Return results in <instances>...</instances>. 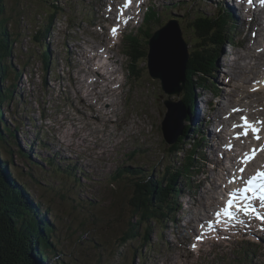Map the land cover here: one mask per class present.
<instances>
[{
  "label": "rangeland",
  "instance_id": "1",
  "mask_svg": "<svg viewBox=\"0 0 264 264\" xmlns=\"http://www.w3.org/2000/svg\"><path fill=\"white\" fill-rule=\"evenodd\" d=\"M120 1L2 0L1 3L5 14L12 18L7 28L17 35L10 60L20 74L14 82L15 94L19 97L12 103H4L2 117L12 129L18 120L23 121L21 130L15 133V140L10 138L12 142L6 145V150L13 152L15 165L8 170L11 178L29 188V191L25 190L28 201L34 206L39 205L58 240L56 246L52 242L54 251L49 249L48 255L40 258L32 252L34 261H41L40 264L58 261L63 264H264V227L256 231L257 236L246 234L244 230H232L230 236L212 234L206 237L195 250L191 245L192 234L197 233V229L200 231L197 223L210 219L212 208L220 204L223 195L220 193L223 191L221 178L226 173L222 162L233 163V151L238 141L233 137L238 130L227 121L230 113H225L231 112L240 99L246 105L251 104L243 109L244 115L255 110H259V114L264 111V94L252 92L251 80L259 82L261 77V74L248 73L253 64L247 66L248 74L243 78H240L236 64L231 66L232 71L230 65H226L229 50L238 57L244 55L240 59L229 55L231 64L238 62L243 66L255 57L254 48L264 49L261 43L256 44L257 38L264 37L258 22L252 24V14H241L236 2L230 3V0H146L144 12L149 8L157 14L148 24L153 34L168 21H176L188 51L194 48L193 33L188 27L191 18L215 15L223 7L232 8L233 5L232 19L227 20L236 29L233 44L223 47L215 64L208 62L207 70L192 76L194 101L192 111L189 110L196 119L188 115L183 121L184 127L188 128L183 145L185 151L176 157L165 143L163 125L167 121L169 105L176 107L185 93L165 94L160 80H152L146 66L151 52L153 60L162 56L163 61L168 62L174 60L176 55L171 57V54L181 51V47L177 38L171 42L163 35L156 39H153L155 35L151 37L153 49L150 48L151 39L149 44L140 40L141 51H146L149 57L131 65L124 55L130 39H124V36L132 32L144 37V17L136 18L127 28L113 34L112 28L117 24L121 26L126 20L125 16L122 22L117 19L115 15L122 12L113 5L126 8L129 15L134 12ZM53 3L61 12L43 40L52 61L50 68L44 70L39 57L41 47L34 36L41 26L48 24V11L52 10ZM257 29L261 34H256ZM174 42L179 49L175 48ZM167 45L170 51L175 50L168 53ZM108 62L113 66L105 76L112 75L110 81L96 84L101 73L92 69L107 66ZM217 67L222 68L218 73ZM225 71L231 77L229 85H225L227 82L222 78ZM115 72L121 84L117 82L112 88ZM209 76L216 81L213 87L208 82ZM11 84L4 81L2 85L8 87ZM106 85L110 87L106 89ZM182 85L184 87V83ZM212 95L218 99H213ZM211 99L213 112L204 109L206 101ZM239 118L237 115L235 124L240 123ZM258 121H264V112ZM257 126L262 133L263 125ZM197 129L206 138L199 147H194L191 139L197 142ZM253 140L242 139L238 151L246 146L247 149ZM229 143L231 151L226 148ZM20 152L29 154L30 159L22 157ZM192 153L193 169H188L186 177L179 176L176 181L180 189L174 199L176 209L168 218L150 220L151 230H145L146 225L140 224L137 238L123 245L120 240L128 223L137 220L132 217L129 204L133 187L126 180L130 174L120 181H114L112 177L119 168H124L138 171L140 177L158 181L170 166L175 171L180 170ZM8 158L5 149L0 150V161ZM49 159L54 161L52 165L45 163ZM32 163L38 166L32 167ZM146 232L150 234L144 241ZM235 238L242 243H235Z\"/></svg>",
  "mask_w": 264,
  "mask_h": 264
},
{
  "label": "trees",
  "instance_id": "2",
  "mask_svg": "<svg viewBox=\"0 0 264 264\" xmlns=\"http://www.w3.org/2000/svg\"><path fill=\"white\" fill-rule=\"evenodd\" d=\"M1 3L2 0H0V150L5 149L9 158L4 162L0 161V264H40L41 261H34L32 252L40 258L42 255H48L47 251L49 249L52 252L54 251L52 242L54 241L53 243L56 246L58 240L53 234L54 229L47 221L46 215L41 214L39 205L34 206L31 201H28L29 197L25 190L29 191V188L11 178L8 170V167L15 168V165L12 159L13 152L6 150V145L15 140V133L21 130L23 121L22 119L18 120V124L12 129L6 125L2 117L4 103H12L16 100V97H19L15 94L16 85H14V82L18 81L20 74L13 68L10 60L17 35L15 36L9 32L7 25L12 18L10 15L5 14ZM51 8L52 10L48 11V24L41 26L39 32L34 36L35 42L41 47L39 48V57L43 63L44 70L50 68L52 61H50L49 53L46 51L47 45L43 40L48 34L56 15L61 12L56 3H53ZM156 15L151 10L145 14L143 22L146 30L144 37H139L138 33H129L125 36V39H130V42L125 46V49H127L125 56L131 65L144 57L147 58L146 51H141V44L139 43L140 40H143L146 44H149V39H151L153 32L148 24L150 25L155 20ZM156 22L159 21L156 20ZM188 27L190 32L192 31L193 33L194 48L188 52V60L185 63L184 71L183 91L185 96L179 102L182 103L188 112H191V103L194 101L192 76L200 74L205 69L207 70L209 68L208 62L216 63L226 43L233 41L235 30L233 25L227 23V17L220 13L211 16L195 15L188 22ZM141 29L138 31H141ZM4 81L12 82V84L5 87L2 85ZM204 82H206L205 79ZM210 83H214L212 79H210ZM187 135L188 128L184 127L182 136L178 138L173 146L168 147L172 155L177 157L185 151L183 145ZM10 138H12L11 141ZM193 140L191 139L192 146L195 147L197 142H193ZM19 154L30 159L29 154H27L28 156L21 152ZM192 158L193 153L184 164L181 163L183 166L178 171H175L171 166L167 168L164 176L158 181L140 177V173L136 170L128 169L126 171L124 168H119L112 180L120 181L127 174H130V176L126 177V180L132 183L133 187L129 204L132 217L135 216L137 219L135 222H129L128 228L123 232V237L120 240L123 245L137 238L140 224L146 225L145 230H149V228L151 230L150 220L168 218L170 213L176 209L174 199L180 193V189L176 186V181L179 176L182 178L186 177L188 169H193ZM45 163L52 165L54 161L49 159L45 160ZM35 164L32 163L30 165L33 167ZM36 165L38 166V164ZM19 175L23 177L21 173ZM149 234V232H146L147 238H144V241L148 240ZM48 241H51V243ZM56 264H63V262L58 261Z\"/></svg>",
  "mask_w": 264,
  "mask_h": 264
},
{
  "label": "snow or ice",
  "instance_id": "3",
  "mask_svg": "<svg viewBox=\"0 0 264 264\" xmlns=\"http://www.w3.org/2000/svg\"><path fill=\"white\" fill-rule=\"evenodd\" d=\"M128 2L130 3L131 0H128ZM251 2L252 0H249V3ZM261 4L264 6V0H261ZM116 31V28L112 29L113 34H115ZM255 83L258 84L259 82ZM252 90L256 91L257 89L253 88ZM232 111L243 112V109L234 108ZM239 119L240 123H234L232 125L234 130L239 129L238 131H235L233 139L240 140L241 137H250L256 141H260L262 139L260 135L262 129L257 125H264V121H256L253 123L246 115H241ZM226 148L231 151V143L226 145ZM259 151H264V144H262L259 148H252L251 152H245L240 160V163L247 165L252 159L255 158ZM238 171L243 173L245 169L244 167H240ZM240 179L242 180L243 187L236 188L234 191L228 192L225 205L215 213L217 224H219L222 219H226L233 223L239 221L240 217L237 215V213H242L245 217L264 221V211H261V209H264V171H257L255 175L249 176L246 179L240 177ZM229 183H235V181L232 180L229 181ZM237 193H239V195H237ZM240 222L243 223V221ZM204 226L205 225L202 224L201 228ZM208 226H212L211 221L209 222ZM203 236L204 233L201 232V234L196 237L197 241H201ZM192 247H196L195 243L192 245Z\"/></svg>",
  "mask_w": 264,
  "mask_h": 264
},
{
  "label": "water",
  "instance_id": "4",
  "mask_svg": "<svg viewBox=\"0 0 264 264\" xmlns=\"http://www.w3.org/2000/svg\"><path fill=\"white\" fill-rule=\"evenodd\" d=\"M156 36L153 39L160 38L161 35L167 36L168 38L171 39V42L177 38L178 42H181L184 45V49L182 51H179L178 53L173 52L171 56L173 57L174 55H179V59H177V56H174V60H168L163 61V57L159 56L153 60V55L151 52L150 58L147 62V68L149 71V76L152 80H160L161 82V88L163 92L167 95H172V94H177L180 95L181 92L183 91V85L182 83L184 82L181 80V83L178 81L180 80V77L177 74L178 66L177 62L181 61V57H183V63H182V68L185 70L184 63L188 60V52H187V47L184 42V39L182 38V31L179 28V25L176 21H168L162 28L158 31H156L152 36ZM153 39L150 40V48L153 47ZM164 39V38H163ZM170 42V44H171ZM153 49V48H152ZM168 49V48H167ZM153 51V50H152ZM149 57V56H147ZM152 57V59H151ZM161 62V63H160ZM171 71H174L175 75H170ZM179 105V112L177 111V107ZM169 113L167 114V121L164 122L163 125V132H164V140L166 141L165 143L168 146H173L179 137L182 136V132L184 130V124H183V117L180 116V114L186 115L187 110L184 108L182 103H178L176 107L173 105H169ZM170 121V122H169Z\"/></svg>",
  "mask_w": 264,
  "mask_h": 264
},
{
  "label": "bare ground",
  "instance_id": "5",
  "mask_svg": "<svg viewBox=\"0 0 264 264\" xmlns=\"http://www.w3.org/2000/svg\"><path fill=\"white\" fill-rule=\"evenodd\" d=\"M244 3H245V0H236V4H237V6L238 7H241V9L242 10H244ZM114 7L116 6L115 4L113 5ZM111 9V8H110ZM121 10V9H120ZM120 12H122V11H120ZM247 14H252V21H251V23L253 24V23H255V21L256 22H258V24L257 23H255V24H257V25H259V28H260V32L261 33H264V23L262 22V20H264V17H263V15H264V9H257V8H255V9H251V10H248V12H246ZM111 14V13H110ZM261 14H263V15H261ZM263 25V26H262ZM261 34V33H259L258 32V29L256 30V34ZM183 36V35H182ZM254 36H256L255 34H254ZM259 37H260V35H259ZM182 38H184V36L182 37ZM255 41V40H254ZM167 42V41H166ZM185 42V44H186V41H184ZM230 43V42H229ZM259 43H261V44H264V37L262 38V39H260V38H257V41H256V44H259ZM168 44H170V42L168 43ZM174 44H175V48H178V46H177V43H175L174 42ZM184 44V43H183ZM181 42H178V45H180V47H181V51L184 49V45H183ZM253 44V43H252ZM254 45V44H253ZM168 47H170L169 45H167V48ZM186 47H187V44H186ZM161 49H162V47H160ZM163 48H164V42H163ZM166 47H165V49H167ZM179 49V48H178ZM248 49H250V47L248 48ZM168 50V53H170V52H172V50H175L174 48L173 49H171V51H170V48H168L167 49ZM187 52H189L188 51V49H187ZM253 52H254V55L253 56H255L254 58H252V61H250V63H248L247 65H243V66H241V65H239V63L238 62H235V63H233V64H231L230 65V71H232L231 70V66L232 65H237L238 67H236V69L238 70V72H239V76H240V78H243L246 74H251V73H256V74H261L262 73V71H263V68H261L262 66H263V64H264V51H260V47H257V48H254L253 49ZM176 53H178V51L176 52ZM250 53V52H249ZM188 54V53H187ZM247 54V53H246ZM105 53H104V57H105ZM243 55V54H242ZM242 55H240V57H238V56H236V55H234V54H232V56H236V58H242ZM177 56V59H179V55L177 54L176 55ZM244 56V55H243ZM172 57V56H171ZM183 57H185V54H184V56ZM183 57H181V61H179V62H177V66H178V70H177V74L179 75V77H180V80H178L180 83H181V80H183L184 81V71L185 70H183V69H181L182 68V63H183ZM252 57V56H251ZM244 58V57H243ZM236 61H238V60H236ZM186 63V62H185ZM185 63H184V67L183 68H185ZM253 64V66H251V69L252 70H249L248 69V73L246 72L247 71V66L248 65H250V64ZM225 65V64H224ZM218 66V65H217ZM233 67V66H232ZM109 68H113V66H111L110 64H109V62H108V65L107 66H101V67H96L95 68V70H93L92 69V71L93 72H96V73H101L100 75H99V77H98V79H96L95 81H96V84H100L101 82H105V81H110V79H111V77H112V75L110 76H108V78H106L105 76L107 75V74H109L108 73V70H109ZM249 68V67H248ZM261 68V69H260ZM260 69V70H259ZM91 70V69H90ZM253 70H255V71H253ZM103 71H105L104 72V74L102 73ZM116 72H117V70H116ZM115 72V73H116ZM175 75V73H174V71H171V73H170V75ZM238 76V75H237ZM239 78V77H238ZM237 78V79H238ZM251 78V77H250ZM253 79V78H252ZM247 81V80H246ZM230 82H231V80H230ZM184 83V82H183ZM250 83V82H249ZM248 83V84H249ZM251 87H260L261 88V85H260V83H255L254 81H252L251 80ZM236 86H238V85H236ZM93 87V86H92ZM110 86L109 85H106V89L107 88H109ZM204 87H205V85H204ZM237 88H240L239 86L237 87ZM199 89V88H198ZM243 89V88H242ZM100 90V89H99ZM115 90V89H114ZM262 90H264V86H263V88H262ZM104 91H106V90H104ZM241 91V90H240ZM251 91V90H250ZM250 91H249V93H250ZM226 92V91H225ZM244 92V91H243ZM256 92V91H255ZM258 92V91H257ZM227 93V92H226ZM225 95H227V94H225ZM242 95H243V93H242ZM228 96V95H227ZM246 96V95H245ZM252 96H253V94H252ZM229 97V96H228ZM240 98V97H239ZM242 98V97H241ZM228 102H230V103H232V100L231 99H228ZM249 102V101H248ZM197 105V104H196ZM251 104H249V105H246L245 104V102H243L242 101V99H240V100H238V102H237V104L235 105V108H240V109H246L248 106H250ZM197 108H199V110H201L200 109V107H198V105L196 106ZM255 109V108H254ZM259 109H261V108H259ZM264 109V108H263ZM187 110V109H186ZM188 111V110H187ZM202 111V110H201ZM250 111H251V109H250ZM258 111L259 110H255V112L254 111H252L253 113H247L246 114V116L249 118V120L250 121H252L253 123H255L256 121H258V118H259V116L264 112H262L261 111V113L259 114L258 113ZM244 112V111H243ZM243 112H233L232 111V113H230V115H228V123L229 124H234V123H237V115H244V113ZM193 113V112H192ZM192 113L191 112H187V114L186 115H183V114H180V116L181 117H183L182 119H183V121H185V119H186V117L189 115V118H191L193 115H192ZM221 113H223V110H221ZM255 117H256V119H255ZM194 119H196L195 118V115L193 116V120ZM253 119H255V120H253ZM223 120V119H222ZM225 120V121H226ZM182 121V122H183ZM192 123H193V121H191ZM191 122H190V125H191ZM227 123V122H226ZM228 124V125H229ZM237 130H239V129H237ZM221 135H223V134H221ZM221 135H219L218 136V138H221L220 136ZM260 135H261V137H262V139L260 140V141H256V140H253L251 143H250V145H249V147L248 148H251L252 147V144L253 143H255V142H257V144L255 145L256 146V148L258 147V146H261L262 145V143L264 142V131L262 132V133H260ZM206 137V136H205ZM242 139H245L244 137H241ZM220 145V144H219ZM245 145V144H244ZM241 146V145H240ZM246 146V145H245ZM247 147V146H246ZM246 147H242L243 148V150L242 151H240L239 152V154L241 155L240 156V158H242V156H243V154L245 153V152H248V148L246 149ZM217 150H219V147H217ZM259 161L260 162H264V151H260V153H259V156L258 157H256V158H254V159H252L250 162L251 163H253L252 165H254V163H259ZM223 186V185H222ZM221 186V187H222ZM221 193V192H220ZM221 195V194H220ZM222 196V195H221ZM219 203V202H218ZM219 206V205H218ZM212 213V212H211ZM194 218V217H193ZM190 220H192V218L190 219Z\"/></svg>",
  "mask_w": 264,
  "mask_h": 264
}]
</instances>
